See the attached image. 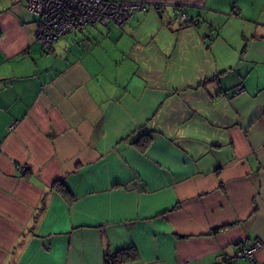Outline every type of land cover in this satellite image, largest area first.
<instances>
[{
  "label": "crops",
  "instance_id": "1",
  "mask_svg": "<svg viewBox=\"0 0 264 264\" xmlns=\"http://www.w3.org/2000/svg\"><path fill=\"white\" fill-rule=\"evenodd\" d=\"M125 1L145 7L44 50L23 0H0V264H216L264 243V0Z\"/></svg>",
  "mask_w": 264,
  "mask_h": 264
},
{
  "label": "built area",
  "instance_id": "2",
  "mask_svg": "<svg viewBox=\"0 0 264 264\" xmlns=\"http://www.w3.org/2000/svg\"><path fill=\"white\" fill-rule=\"evenodd\" d=\"M23 5L34 19L35 37L44 50L89 25L121 27L136 10L145 7L141 2L125 0H23ZM173 14L177 23L189 22L186 13L179 9ZM240 90L241 86L237 91ZM25 167L22 165L19 170L24 172ZM262 246L260 239L244 240L233 254L222 256L216 264H260L256 255Z\"/></svg>",
  "mask_w": 264,
  "mask_h": 264
},
{
  "label": "trees",
  "instance_id": "3",
  "mask_svg": "<svg viewBox=\"0 0 264 264\" xmlns=\"http://www.w3.org/2000/svg\"><path fill=\"white\" fill-rule=\"evenodd\" d=\"M153 130H149L142 133L135 140L131 141V144L141 153H145L153 141ZM50 189L56 191L62 198L71 204L74 201V197L70 190L67 188L63 179L54 181ZM233 224H225L215 227L211 230V233H217L230 228ZM137 259L136 250L133 247L119 250L116 252H106L103 257L104 264H122L125 262L133 261Z\"/></svg>",
  "mask_w": 264,
  "mask_h": 264
}]
</instances>
